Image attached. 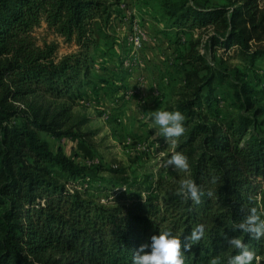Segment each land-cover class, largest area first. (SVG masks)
Here are the masks:
<instances>
[{"label":"trees","instance_id":"16d2710c","mask_svg":"<svg viewBox=\"0 0 264 264\" xmlns=\"http://www.w3.org/2000/svg\"><path fill=\"white\" fill-rule=\"evenodd\" d=\"M120 4L0 0V264H131L133 252L160 231L180 235L183 250V237L197 224L205 225L206 235L186 264H209L216 256L227 264L237 251L228 244L233 237L264 263V238L234 229L251 207L262 208L264 198V99L255 95L249 73L264 59V0H161L171 27L208 31L210 54L218 52L222 63L232 54L242 66L214 67L192 49L172 106L186 116V131L167 159L186 154L187 175L213 197L205 194L195 205L175 195L186 173L171 167L169 179L137 183L121 164L89 167L43 138L82 134V123L70 122L71 105L55 108L44 100L72 102L90 82L93 24L107 23ZM41 23L78 51L57 57L56 43L38 45L31 31ZM216 83L228 84L236 113L205 112ZM213 176L219 177L215 184Z\"/></svg>","mask_w":264,"mask_h":264},{"label":"rangeland","instance_id":"374dc122","mask_svg":"<svg viewBox=\"0 0 264 264\" xmlns=\"http://www.w3.org/2000/svg\"><path fill=\"white\" fill-rule=\"evenodd\" d=\"M120 2L123 7H115L120 13H115L113 10L107 23L95 21L93 24L94 44L89 49L92 58L90 82L80 88L72 102L68 99L56 101L48 97L44 100L45 103L51 102L55 108L63 103L71 105L70 122H81L79 131L82 134L78 138L71 136L55 138L46 133L42 136L49 141L52 150L56 151L60 148L67 156L83 165L94 167L121 164L127 168L133 182L143 183L146 179L152 182L158 177L169 179L173 174L167 172L163 162L167 160V153L172 151L173 145L171 142H166L163 137L156 139L152 137L155 125L150 119V114L156 110H172L182 87L183 71L188 69L184 63L185 55L194 49L214 67H227L232 71L234 67L242 66L238 60L232 59V54L228 56L231 59L223 61L224 63L219 60L218 52L214 56L210 54L206 45L208 31L187 32L186 39L182 41L181 35L176 30H172L169 40V46H173L172 51L164 53L165 58L161 59L163 64L162 68L158 69V76L154 78L152 72L148 74L149 76L144 73L139 74L135 82L129 86L126 76L132 67L129 62H132L137 70L140 69L142 58L137 51L140 52L144 43L148 42L145 41L137 50L133 49L130 42L133 27H138L146 34L147 30L141 23L143 20L141 17L150 15L152 19L161 21L163 12L161 0H120ZM209 2H217V0H209ZM164 26L170 27L169 21L164 22ZM148 34L149 32L146 35ZM31 35L38 45L44 42L56 43L57 57L78 51V46L66 42L49 30L45 23L33 28ZM129 48H131V56H127ZM255 67L254 74L249 72L256 85L255 95L264 99V90H262L264 59L259 60ZM102 68L117 69L122 82L111 83L109 79L106 81L107 85L101 86L98 81L100 72H96V69ZM102 88L104 90H99ZM231 92L227 83L222 85L216 83L213 104L205 112L210 116L220 117L236 113L230 103ZM261 104L264 105V100ZM259 130L264 132V127ZM164 143H168V148L161 151L159 146ZM99 181L102 182L101 179ZM262 200V208H264V198ZM260 264H264L262 258Z\"/></svg>","mask_w":264,"mask_h":264},{"label":"clouds","instance_id":"9594fccd","mask_svg":"<svg viewBox=\"0 0 264 264\" xmlns=\"http://www.w3.org/2000/svg\"><path fill=\"white\" fill-rule=\"evenodd\" d=\"M150 119L155 125V132L152 135L154 139L163 137L166 142L176 145L178 140L186 131V116L179 110H156L150 114ZM165 167H171L175 171L186 173L185 178L178 182L174 194L184 200H191L193 204L198 205L202 197L206 194L213 197L212 190L205 191L196 183V181L187 175L191 168L189 157L181 151L173 153L164 162ZM219 177L213 176L212 183L215 184ZM234 229L240 230L256 240L264 238V208L251 207L248 214L234 226ZM206 235L204 224H197L186 237L173 233L171 229L160 231L158 235L151 237L150 244H141L133 252L131 264H186L187 253L193 245L198 244ZM231 248L237 250L236 254L228 255L227 264H260L261 257L250 249L249 245L239 237H233L228 240ZM150 251H145L149 249ZM209 264H222L219 256L213 257Z\"/></svg>","mask_w":264,"mask_h":264},{"label":"crops","instance_id":"0c3cea01","mask_svg":"<svg viewBox=\"0 0 264 264\" xmlns=\"http://www.w3.org/2000/svg\"><path fill=\"white\" fill-rule=\"evenodd\" d=\"M161 15H162L161 21H156L152 19L150 15L149 16L145 15L141 17L143 18L141 23L145 25L146 30H147L146 32L147 33L149 32V34L147 35V37L149 38V40H147L148 42L144 43L142 49L139 50L140 52L137 51V53H139V55L142 58L141 62L144 66V71H143L142 64L140 65L141 67L139 66L140 69L137 70V68L132 64V62H129L130 66H132L129 69L130 73L126 75L127 80H128L127 84L129 86H131V84L135 82V79L137 75L139 74L144 73V74L150 75L152 72L154 78L156 77V75L158 76V69L159 67L162 68V64H163L161 59L165 58L164 53H170L172 51L173 46L172 45L169 46L170 44L169 40L172 34L171 33L172 30H176V32H178L179 35H181L182 41L186 39L185 33L188 34L186 31L182 30L181 32L180 30L174 27H171V26L165 28L164 22H167L168 19L164 14H161ZM129 21H131V18L129 19ZM130 50L131 48H129V52L127 56H131L132 52L130 53ZM96 72H100L98 81H100L101 86L107 85L106 81L109 79L111 83L112 82H122L121 77L118 76L117 69L107 70V69L102 68V69H96ZM99 90H104V88L99 89Z\"/></svg>","mask_w":264,"mask_h":264},{"label":"built area","instance_id":"2783aa9c","mask_svg":"<svg viewBox=\"0 0 264 264\" xmlns=\"http://www.w3.org/2000/svg\"><path fill=\"white\" fill-rule=\"evenodd\" d=\"M120 7H123V4H121ZM147 40H149V38L141 29L138 27H133V31L130 35V42L132 43L135 50L140 48Z\"/></svg>","mask_w":264,"mask_h":264}]
</instances>
